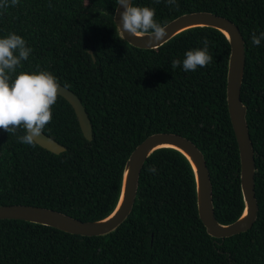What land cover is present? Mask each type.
<instances>
[{
    "label": "trees",
    "instance_id": "16d2710c",
    "mask_svg": "<svg viewBox=\"0 0 264 264\" xmlns=\"http://www.w3.org/2000/svg\"><path fill=\"white\" fill-rule=\"evenodd\" d=\"M168 24L200 11L232 20L246 42L241 99L256 159L258 219L244 233L211 236L200 219L188 160L160 149L145 162L128 219L105 236H81L24 220H0V264H264V0H134ZM117 0H19L0 9V35L16 32L32 47L20 71L46 69L83 102L93 140L83 135L69 102L57 96L42 130L66 147L57 155L24 130L0 129V205H33L82 221L116 207L135 148L155 133H175L203 152L213 185L215 216L235 222L244 209L241 160L227 102L231 45L219 30H187L157 49L133 47L115 31ZM207 38L212 63L196 71L173 67ZM92 51V54L90 53ZM39 66V68L37 67ZM154 167L155 172L148 171Z\"/></svg>",
    "mask_w": 264,
    "mask_h": 264
},
{
    "label": "water",
    "instance_id": "95a60500",
    "mask_svg": "<svg viewBox=\"0 0 264 264\" xmlns=\"http://www.w3.org/2000/svg\"><path fill=\"white\" fill-rule=\"evenodd\" d=\"M134 2V0H133ZM114 22L119 24V13L115 12ZM210 27L219 30L228 39L231 53L228 63L227 102L233 130L237 139L241 160V189L244 209L241 216L231 224H222L215 216L213 185L210 170L203 152L190 139L175 133H155L139 144L128 158L123 176L120 196L114 210L106 217L95 221H82L68 214L50 208L33 205H0V220L16 219L50 226L61 231L81 236H105L116 231L133 211L143 166L147 159L160 149H174L190 163L196 182L197 207L200 219L207 232L215 238H227L249 231L258 219L259 205L256 198V159L247 120L248 107L241 99L246 70V42L232 20L211 12L200 11L183 14L167 24L166 35L160 41L149 43L148 37H134L125 33L133 47L157 49L179 34L194 28ZM92 54V51H90ZM58 96L66 99L73 107L85 138L93 140V129L89 114L82 100L69 88L62 85ZM35 142L57 155L65 152L64 145L42 133Z\"/></svg>",
    "mask_w": 264,
    "mask_h": 264
},
{
    "label": "clouds",
    "instance_id": "9594fccd",
    "mask_svg": "<svg viewBox=\"0 0 264 264\" xmlns=\"http://www.w3.org/2000/svg\"><path fill=\"white\" fill-rule=\"evenodd\" d=\"M18 2L0 0V9L15 6ZM164 2L178 7V0ZM116 12L120 19L119 24L115 22V31H119L123 38L127 33L134 37H148L151 43L166 35L167 24L155 19L156 9L153 7L136 4L133 0H117ZM262 41L264 30L251 34L253 45L259 46ZM201 44V47L186 50L182 60H172L173 67L181 66L185 72H194L212 63L214 58L209 51L208 39L204 38ZM32 52L25 38L16 32L0 35V129L16 133L22 128L24 134L18 135L17 140L28 145H33L35 137L52 121V106L61 86L59 78L46 69L17 72ZM148 171L155 172L156 169L151 167Z\"/></svg>",
    "mask_w": 264,
    "mask_h": 264
}]
</instances>
